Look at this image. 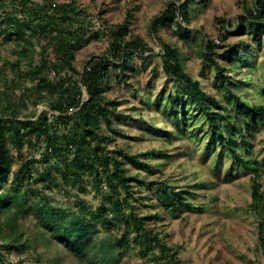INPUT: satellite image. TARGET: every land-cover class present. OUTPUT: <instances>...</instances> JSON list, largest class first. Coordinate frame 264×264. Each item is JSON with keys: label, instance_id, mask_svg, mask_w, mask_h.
Here are the masks:
<instances>
[{"label": "trees", "instance_id": "trees-1", "mask_svg": "<svg viewBox=\"0 0 264 264\" xmlns=\"http://www.w3.org/2000/svg\"><path fill=\"white\" fill-rule=\"evenodd\" d=\"M17 2L19 7L0 12V32L14 36L18 47L14 63H28L19 74L32 84L24 86L17 94L14 87L20 76L14 74L9 78L0 70V259L3 258L1 248L21 250L26 247L22 242L23 231L17 224L20 218L33 214L49 237L78 262L119 264V254L137 246L142 256L157 249L159 257L167 264H182L178 257L181 245L169 244L153 226L158 213L139 210V204L151 208L158 204L173 211L180 208L183 201L180 190L164 181L149 180L142 173L143 169L153 167L146 160L150 155L159 158L164 153L157 148L130 152L117 145L108 146L113 135L121 134L117 123L126 116L118 110V100L105 95L109 73L127 65L135 54L143 56L146 50L152 54L151 48L141 37L128 35V18L118 24L95 28L87 22L75 0ZM189 20V0L180 4L171 1L151 21L150 29L156 35L160 24L174 23L173 32L186 36L190 32ZM237 24L239 31L248 27L259 41L264 30V0H254L252 8L238 17ZM228 33V30L222 33L221 39ZM101 36L109 38L106 52L94 56L82 72L78 71L74 65L76 50ZM157 40L163 71L177 82L179 94L164 112L172 116L179 113L186 121L194 113L202 114L211 132L210 141L225 146L233 163L251 171L250 207L259 217V244L264 251V201L260 181L264 168L257 158L242 154V150L248 151L251 146L248 135L258 126L264 129V104L250 102L242 92L235 90L233 76L216 58L219 52L212 40L202 44L200 53L204 61L213 65L215 77L221 81L223 98L236 116L225 110L219 96L204 90L199 80L184 70L178 46L159 36ZM35 42L42 47L37 61L30 53ZM49 47L53 57L48 54ZM232 53L239 57V46L229 45L221 54L230 58ZM64 69L71 74L58 78L56 75ZM48 71L55 74L54 78L49 77ZM116 77L118 80L126 78L119 72ZM82 86L87 91L86 98ZM39 90L45 91L38 99L46 98L49 110L21 113L20 107L26 106V101ZM186 101L192 103L191 108L185 107ZM49 111L56 112L50 119ZM238 115H244L243 124ZM167 132L164 130L165 135ZM32 137L44 140V156L54 157L52 165L61 173L64 184L61 186L48 170L38 171L42 180L48 186L52 183L64 187L63 191L66 187L73 189L76 199L73 208L52 204L48 199L41 202L38 197L28 200L29 190L25 185L32 177V159L23 162L14 170L12 178L7 179L13 158L10 146L20 152L24 143H32ZM84 191H91L97 202L82 198ZM31 193L36 195L34 191ZM116 226L120 229L118 235L113 233ZM37 259L43 264L59 262V258H44L40 252Z\"/></svg>", "mask_w": 264, "mask_h": 264}, {"label": "rangeland", "instance_id": "rangeland-1", "mask_svg": "<svg viewBox=\"0 0 264 264\" xmlns=\"http://www.w3.org/2000/svg\"><path fill=\"white\" fill-rule=\"evenodd\" d=\"M17 1L1 0L0 12L19 7ZM75 1L78 8L84 11L87 22H91L95 28L103 24H118L128 18V35L141 37L152 50V54H149V50L143 56L135 54L127 65L119 66L120 70H112L109 73V87L105 91L108 98L118 100V110L126 115L117 123L121 134L113 135L108 146L112 148L117 145L130 152L159 149L164 155L159 158L150 155L146 160L153 167L143 169L142 173L149 180L174 185L183 196L177 211L158 204L152 208L139 204L140 212L158 213L153 226L169 244L181 245L178 257L182 264H264V251L258 237L259 217L250 207L251 171L233 163L225 146L210 141L211 132L202 114L190 109L194 116L186 121L179 113L172 116L164 112L170 101L179 94L177 82L163 71L157 40L159 36L178 46L181 51L179 60L184 70L198 79L204 90L219 96L226 106L225 110L236 116L223 98L221 81L215 77L213 65L204 61L200 52L202 44L212 40L215 50L219 52L216 58L233 76L235 90L242 92L250 102L264 104V30L257 41L248 27L239 31L237 24L238 17L246 9L252 8L254 0H189L190 32L186 36L173 32L176 30L174 23L160 24L156 35L150 29L151 21L169 2L180 4L183 0ZM226 30L229 32L227 37L221 39V34ZM108 44L109 38L106 36L84 43L75 52L74 65L77 70L82 72L89 60L105 53ZM229 45L239 46V57L234 53L230 58L221 54ZM17 49L14 36L0 32V70L9 78L14 74L20 76L18 85L14 87L18 94L32 82L19 74V71L27 68L28 63H14ZM41 49V44L35 42L30 53L36 61L40 58ZM48 54L53 57L50 47ZM48 72L49 77L54 78L55 74ZM118 72L126 78L118 80ZM64 74H71V71L64 69L56 76L59 78ZM81 88L86 98L87 91L83 86ZM44 94V90L35 91L26 101V106L20 107L21 113L49 110L46 98L38 99L39 95ZM191 104L186 101L185 107L191 108ZM52 113L56 112L49 111V119ZM237 117L243 124L244 115ZM164 130L168 131L166 135ZM248 138L251 146L248 151L242 150L243 156L257 158L264 168V129L258 126ZM31 141L24 143L20 152L10 146L13 158L7 179L12 178L18 166L32 159V177L25 185L29 190L28 200L38 197L41 202L48 199L52 204L73 208L76 203L73 189L66 187V191H63L64 187L52 183L48 186L38 173L48 170L57 177L61 186L64 184L61 173L52 165L54 157L50 155L47 159L44 156V140L32 137ZM260 181L264 201L263 172ZM81 196L90 203L97 202L91 191H84ZM17 227L23 231L22 242L27 245L21 250L1 248L3 258L0 264H43L38 261L37 252L42 253L44 258H59L58 264H86L78 262L55 239L50 238L33 214L20 218ZM113 233H120L118 226ZM119 258V264H167L165 259L159 257L157 249L142 256L137 246L124 250Z\"/></svg>", "mask_w": 264, "mask_h": 264}]
</instances>
